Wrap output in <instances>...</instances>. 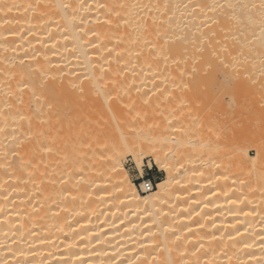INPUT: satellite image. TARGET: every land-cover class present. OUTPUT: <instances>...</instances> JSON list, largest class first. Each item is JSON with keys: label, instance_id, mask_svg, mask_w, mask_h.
Masks as SVG:
<instances>
[{"label": "bare ground", "instance_id": "1", "mask_svg": "<svg viewBox=\"0 0 264 264\" xmlns=\"http://www.w3.org/2000/svg\"><path fill=\"white\" fill-rule=\"evenodd\" d=\"M205 75L202 150L157 114ZM0 264H264V0H0Z\"/></svg>", "mask_w": 264, "mask_h": 264}, {"label": "rangeland", "instance_id": "2", "mask_svg": "<svg viewBox=\"0 0 264 264\" xmlns=\"http://www.w3.org/2000/svg\"><path fill=\"white\" fill-rule=\"evenodd\" d=\"M186 82V83H184ZM159 90L161 94H165V95H170V92L174 91V90H179V91H186V92H190L191 93V97H189V100H186L185 103L183 102L182 104L180 103H176L173 104L172 107L170 106V100H166L163 99V103L162 106L166 104V102L168 103V105H165L163 107H160V110L157 114L158 116V121H160L161 123V132L163 137L166 136V133L168 138H172V139H177L180 136V133L183 132V129L186 127L187 132H186V138L188 139V141L192 142L194 144V146L198 149H201L202 145H204L202 147V150H206V110H209V105L210 103L206 102V75L204 77H202L201 79H199L196 82H187V81H173V80H163L159 86ZM181 91V92H182ZM188 92V93H189ZM229 97V98H228ZM225 97L226 100L228 98V101L224 100L222 101V98L220 100V106H215V104L211 103L212 106L210 105V107L213 108L214 113L216 114V116H220L222 114H226V112L230 108H234L232 106H234V104H232L234 101H231V97L228 96ZM233 99V97H232ZM222 101V102H221ZM215 102V101H213ZM231 102V104H230ZM236 105L239 106L240 103H237V101L235 100ZM240 102V101H239ZM217 103V102H215ZM219 103V102H218ZM216 105H219V104ZM175 105V106H174ZM182 105V106H181ZM237 107V106H236ZM218 109V110H217ZM217 110V111H216ZM226 110V111H225ZM230 110V109H229ZM222 113V114H221ZM160 125V124H159ZM228 133V132H227ZM230 134V130L229 133L227 135ZM167 143L165 146L162 145L163 147H160V149L158 148V152L157 155L159 157V163L160 165H164L166 167H176V165L180 166L179 172H182V170H188L192 167H194L195 165H199V164H204L206 163V156L200 155V153L198 152L197 154L196 151L194 152V154H192L191 156L188 157H184L182 155H180L181 153L178 152V156L177 154L176 157L174 158H170L169 156H171L174 153H169L172 152V147H175L174 145H176L174 142L172 143L171 148L169 144ZM174 144V145H173ZM169 146V147H166ZM252 146L248 144L247 145V150H250V155L253 157L255 152L252 151ZM169 148V149H168ZM167 149V150H166ZM201 152V151H200ZM171 154V155H170ZM166 155V157H165ZM169 155V156H168ZM174 156V155H173ZM204 157V158H203ZM121 163L124 167V169L127 172V175L129 177V179L138 187V190L141 191V189L139 188V185L143 182V181H150L153 185V188L155 187V185L164 180L165 179V171H161L159 167H155L152 166L154 163V159L153 156L151 155V153H149L148 151L145 152L144 156H143V172H142V177H140L136 167H135V163L133 160V157L130 154H125L124 156H122L121 158ZM149 166H151L150 168H148ZM178 166V168H179ZM181 170V171H180ZM218 171H220L219 169L215 171V173H217ZM222 171V170H221ZM176 173V172H174ZM173 173V174H174ZM220 173H218V178H220ZM239 175V173L237 174V172H233L232 174H230L231 177L236 178ZM229 176V175H228ZM236 176V177H235ZM181 192H178L180 191ZM185 188L180 187L178 189L175 190V193H182L185 192ZM187 191V190H186ZM149 193V192H146ZM177 194V193H176ZM179 197V196H178ZM181 200V199H180Z\"/></svg>", "mask_w": 264, "mask_h": 264}, {"label": "built area", "instance_id": "3", "mask_svg": "<svg viewBox=\"0 0 264 264\" xmlns=\"http://www.w3.org/2000/svg\"><path fill=\"white\" fill-rule=\"evenodd\" d=\"M139 188L142 189L145 192H150L153 189V185L150 181H143L140 185Z\"/></svg>", "mask_w": 264, "mask_h": 264}]
</instances>
